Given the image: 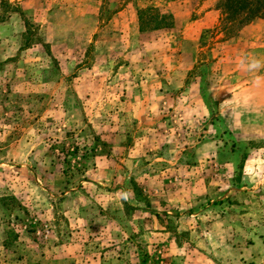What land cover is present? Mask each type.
Returning <instances> with one entry per match:
<instances>
[{"label": "rangeland", "instance_id": "rangeland-1", "mask_svg": "<svg viewBox=\"0 0 264 264\" xmlns=\"http://www.w3.org/2000/svg\"><path fill=\"white\" fill-rule=\"evenodd\" d=\"M132 1L0 0V264H264V19L218 9L179 72Z\"/></svg>", "mask_w": 264, "mask_h": 264}, {"label": "crops", "instance_id": "crops-1", "mask_svg": "<svg viewBox=\"0 0 264 264\" xmlns=\"http://www.w3.org/2000/svg\"><path fill=\"white\" fill-rule=\"evenodd\" d=\"M181 1L183 2V0H181ZM135 2L136 1L133 0L132 2L129 3V6H126L125 8L118 11L119 17L122 16L121 14L128 11L129 12V18L131 19V21L136 20V23H137L138 10L141 9L142 6H143V8L146 6H151V5H147V4H151L152 2L154 3L155 1H153V0H138V4H136L137 7H133L132 4H134ZM206 6L207 5H205L204 9H202L201 14L198 18H194L192 20H189L188 22H185L184 24H182L183 23V19L181 18V16H183L182 12L175 13L173 10L167 11V10L161 9L163 12H167V13L172 14V16L174 18V26L171 29H159V30L150 31V32L165 31V32H168L169 34L177 31L178 37H179V39H178L179 43L183 41L184 44H186V46L183 48V50L186 49L187 51H189L190 52L189 56L191 58V59L188 58V60H185L188 57V55L186 53L187 57L184 58V61L178 60L177 65H175V68H177L179 72L180 71L188 72L189 70L194 69L195 67L200 65L197 61V56H198L197 52H199V51L196 47H194L193 44L195 43L197 38H199L201 36V33L203 32V30L210 29L215 25V23L218 20V16H219L218 15V12H219L218 8L206 7ZM124 10H126V11H124ZM257 21H259V23L257 25H261V26L263 25L264 26V22L262 23L261 20H257ZM251 27H252V23L241 29V31H240V33H241L240 39L241 40L243 39V37L247 38L246 32L250 33V31L252 30ZM138 30H139V28H138ZM240 39H236V40L233 39L232 41H234V42L229 43V45H231V46L233 45L234 48H238L240 46ZM242 46H244L245 48L248 47V45H242ZM234 48H232V52H233ZM251 52L252 53L257 52L258 56L259 55L264 56V44H261V46H258V48L257 47L254 48ZM247 53H248V55H251L250 52H247ZM183 56H184V53H183ZM252 56L253 55H251V57ZM248 60H250V59L248 58ZM225 62H226L227 68L233 67V65H234V62L230 59L225 60ZM209 66H213V65L209 64ZM238 66L240 67V65H238ZM240 69H243V68L240 67ZM263 73H264V64H263L262 72H260L258 74V77L256 79L257 82H259L263 85L262 89L264 92V74Z\"/></svg>", "mask_w": 264, "mask_h": 264}, {"label": "trees", "instance_id": "trees-1", "mask_svg": "<svg viewBox=\"0 0 264 264\" xmlns=\"http://www.w3.org/2000/svg\"><path fill=\"white\" fill-rule=\"evenodd\" d=\"M217 8L230 25H243L257 17L264 19V0H219ZM137 23L141 32L171 29L174 18L171 13L147 6L138 10Z\"/></svg>", "mask_w": 264, "mask_h": 264}, {"label": "clouds", "instance_id": "clouds-1", "mask_svg": "<svg viewBox=\"0 0 264 264\" xmlns=\"http://www.w3.org/2000/svg\"><path fill=\"white\" fill-rule=\"evenodd\" d=\"M240 67L252 72L260 69L262 65L261 62L257 59L248 60L247 58H242L240 61Z\"/></svg>", "mask_w": 264, "mask_h": 264}]
</instances>
